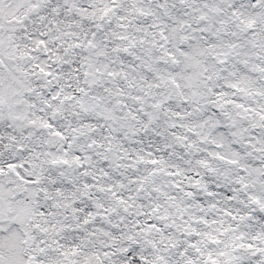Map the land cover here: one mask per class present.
I'll return each instance as SVG.
<instances>
[{"label":"snow or ice","instance_id":"1","mask_svg":"<svg viewBox=\"0 0 264 264\" xmlns=\"http://www.w3.org/2000/svg\"><path fill=\"white\" fill-rule=\"evenodd\" d=\"M0 264H264V0H0Z\"/></svg>","mask_w":264,"mask_h":264}]
</instances>
